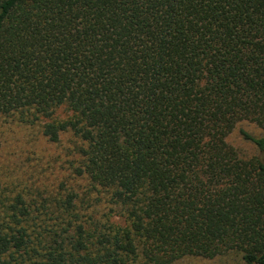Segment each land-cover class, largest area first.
<instances>
[{"label":"trees","instance_id":"16d2710c","mask_svg":"<svg viewBox=\"0 0 264 264\" xmlns=\"http://www.w3.org/2000/svg\"><path fill=\"white\" fill-rule=\"evenodd\" d=\"M0 113L89 183L51 226L3 198L0 264H264V136L230 140L264 131V0H0Z\"/></svg>","mask_w":264,"mask_h":264},{"label":"rangeland","instance_id":"374dc122","mask_svg":"<svg viewBox=\"0 0 264 264\" xmlns=\"http://www.w3.org/2000/svg\"><path fill=\"white\" fill-rule=\"evenodd\" d=\"M69 115L67 107H61L56 112L59 119ZM44 122V119L22 117L20 113H0V216L4 210L1 200L4 198V203L9 205L17 194H22L32 211H35L32 216H40L51 226L58 222L57 205L61 195L66 190L78 192L80 203L76 204L78 209L84 208L81 205H85L83 197L89 183L86 178L74 173V167L78 164L75 152L77 138L64 133L59 142H51L43 134ZM241 128L253 136H264V131L253 123H243L230 137L234 144L253 151L252 144L242 136ZM95 211L100 216L107 210L101 206ZM90 214L88 211L87 217ZM175 264L240 262L237 257L226 255L214 259L187 257Z\"/></svg>","mask_w":264,"mask_h":264}]
</instances>
